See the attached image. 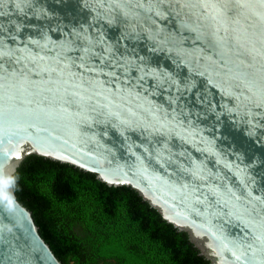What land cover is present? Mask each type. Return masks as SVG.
Instances as JSON below:
<instances>
[{"label":"water","instance_id":"obj_1","mask_svg":"<svg viewBox=\"0 0 264 264\" xmlns=\"http://www.w3.org/2000/svg\"><path fill=\"white\" fill-rule=\"evenodd\" d=\"M32 154L264 264V0H0V264H63L14 192Z\"/></svg>","mask_w":264,"mask_h":264},{"label":"trees","instance_id":"obj_2","mask_svg":"<svg viewBox=\"0 0 264 264\" xmlns=\"http://www.w3.org/2000/svg\"><path fill=\"white\" fill-rule=\"evenodd\" d=\"M18 201L63 264H209L185 232L129 186L29 155L12 178Z\"/></svg>","mask_w":264,"mask_h":264}]
</instances>
